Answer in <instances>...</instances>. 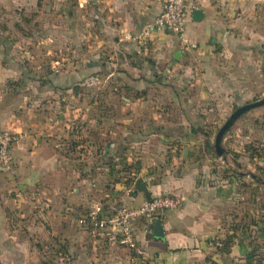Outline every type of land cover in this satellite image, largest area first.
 Listing matches in <instances>:
<instances>
[{"label": "rangeland", "instance_id": "1", "mask_svg": "<svg viewBox=\"0 0 264 264\" xmlns=\"http://www.w3.org/2000/svg\"><path fill=\"white\" fill-rule=\"evenodd\" d=\"M99 1L0 0V64L5 66L7 63L10 68H14V72L21 74L20 79L15 77L7 86L25 90L27 97L31 98L30 102L39 97L38 100H42L40 103H45L46 107L57 104V112L61 111L62 104L69 103L74 107V111L78 110L80 118L82 111L85 112L87 108L88 112L90 111V120H96L99 115L105 121V143L110 142L108 128H111L113 120L122 122V133L124 127L129 128L128 131L132 133L152 131L136 129V123H131L130 126L134 127L130 128L125 123L132 118L127 109L129 107L126 106L132 104L141 106L143 110L153 107L155 111L160 112L161 118L158 119H162L165 124L177 122L183 114L186 118L189 116L193 119L192 121L199 119L201 127L186 129L192 133L196 131L195 136L204 140V146L197 150L190 144L177 146L175 154L178 155L185 149L186 157H191L188 161L192 167L204 169L209 174L208 184L233 188L234 195L228 210L234 216L233 229L238 234L235 244H242L247 255L243 258L234 256L231 264H264V105L247 111L232 123L221 138L220 147L224 151L221 157L214 151L215 138L230 115L244 105L264 101V83H249L250 95L247 96L241 95L238 90L246 87L244 79L231 73H223L227 78L221 77L222 73H219V80H215V77L207 81L199 79L193 82V86L190 81L179 83L173 81L174 79L165 78L166 75L161 78L150 75L153 81L148 82L149 86L136 91L129 85L135 84L136 81L139 83L141 79L133 80L127 74L100 77L123 71L120 58L115 60V57H107V64L105 63L104 70L100 73L93 71L98 68L95 66L88 78H79L70 84L65 82L64 75L57 82L59 75L67 73L68 69L71 74H74L73 71L79 74L84 67L82 58H86L84 62L90 57L98 58L99 40L103 39L106 30L104 24L107 27L113 25V12L108 9L116 8L120 18L126 10L134 9L136 0H110L103 3L106 10ZM259 13L264 20V9ZM87 45L91 47L89 53ZM105 54L108 55V52ZM141 58L147 65H152V62L156 65V61L160 60L155 59L151 53ZM88 62L96 63L92 60ZM168 68L166 67L167 70ZM37 78L55 79V85H70L75 96L67 99L63 94L56 100L50 99L48 104V100H43L45 95L40 97L33 89L48 86H39ZM41 82L43 81L40 80L39 83ZM181 104L189 109L188 115ZM166 108L175 112L169 113ZM132 116H136V121L144 123L152 122L150 118L155 115L147 111ZM73 120L74 124L78 122L74 118ZM92 129L91 137L98 132L97 128ZM7 131L17 137L14 131ZM162 131L164 135L185 137L183 128L170 127ZM121 137H116V140ZM161 140L157 138L155 141L152 138L149 144L133 149L124 144L123 155L131 157V161L122 156V160L116 163L119 166L116 168L114 163L109 164L106 159L103 163V174L97 176L94 171L90 178L89 174L83 177L81 171L87 161L89 164H95L96 160L88 159L85 145L84 149L74 148L80 153L86 150L82 155L73 154L70 158L74 160L72 164L74 170L79 171L78 175L70 176L68 173V176H57L56 183H47H54L57 189L55 192L53 185L47 187L52 196L42 195L46 196L42 201L37 200L36 193L31 194L28 190L22 192L18 183H14L9 189L4 187L2 180L5 182L7 178L3 175L12 174L13 170L7 172L0 169V175L3 177H0V210L7 200L14 203L11 210L4 209L5 216L0 211V221L8 218V227L0 231V264H156L157 261L150 259L139 243L136 246L143 254L137 256L126 246L120 245L116 238L102 241L108 237L100 238L87 233L77 225V221L95 202L110 206L109 198L105 195H112L114 190L125 198V191L119 189L127 181L132 182L133 178L135 179V170L141 168V162L134 160L136 156L145 154L157 158L156 155L160 152V158L163 160L164 155L170 151ZM167 157L168 155L165 156ZM65 162H62L63 165ZM63 170L70 172L65 166ZM66 172L63 171L65 175ZM82 179L87 181L81 183ZM76 189L79 193L73 192ZM115 205L126 206L123 201L117 200ZM69 208H72V211L68 210ZM229 244L231 243H227L228 248Z\"/></svg>", "mask_w": 264, "mask_h": 264}, {"label": "crops", "instance_id": "2", "mask_svg": "<svg viewBox=\"0 0 264 264\" xmlns=\"http://www.w3.org/2000/svg\"><path fill=\"white\" fill-rule=\"evenodd\" d=\"M107 1L110 0H100L99 3L102 6ZM161 3L162 0H136L134 9L126 10L120 18L119 13L115 11L116 8L108 9L113 12L111 15L113 25L107 27L103 22L106 30L103 39L99 40L98 58L90 57L86 62H84L86 58H82L84 67L79 74L74 71V74H71L68 69L67 73L60 74L58 78L55 75L57 82L64 75L65 82L70 84L79 78L81 80L88 78L95 66L98 68L93 71L100 73L104 70L108 59L115 57V60L120 58L123 71L111 72L100 77L108 78L113 75L127 74L133 80L141 79L139 83L136 81L135 84L129 85L136 91L148 87V82L153 77L161 78L164 75H166L165 78L174 79L173 81L179 83L190 81V85L193 86V82L199 79L207 81L215 77V80H219L220 76L227 78V75L223 73H231L235 77L244 79L246 87L238 90L241 95L247 96L250 95L249 83L254 81L257 84L264 83V20L259 13L264 9V0H186L187 15L184 21L186 45L182 47L174 34L159 32L150 38L149 51H146L140 47L135 38L146 22L160 12ZM104 8L107 9L105 5ZM194 10L201 12L200 21L193 20ZM87 47L89 53L91 47L89 45ZM106 51L108 55L105 54ZM150 53L155 59H160L156 61V65H153V62L152 65L143 62L141 57ZM177 53L180 54L179 59L174 58ZM90 60L96 63L89 64ZM166 67H169V71ZM219 73L222 74L219 76ZM159 74L162 76H158ZM20 75L7 63L5 66L0 64V130H12L17 133V140L11 151L14 169L12 174L3 175L7 178L5 182L2 180L4 187L7 186L9 189L14 183H18L22 192L28 190L31 194L36 193L37 200L42 201L46 199V196L42 197V195L52 196L47 187L54 186L57 176H68V173L70 176L78 175L79 171H75L72 164L74 160L70 159L73 154L82 155L87 150L88 159L96 160L95 164H89L90 162L87 161L85 166L83 165L84 168L81 171L83 177L89 174L90 178L94 171L97 176L103 174V163L106 159L109 164L114 163L116 168L119 167L116 163L122 160V156L127 157V161H131V157L123 155L124 144L133 149L139 145L149 144L152 138L155 141L160 138L162 144L164 143L167 150H170L164 155L163 160L160 158V152L156 155L157 158L145 154L137 155L134 160L141 162L139 164L141 168L135 170L133 174L135 179L133 178L130 185L122 184L119 189L125 191V198L118 195L117 190H114L112 195H105L109 198V205L116 206L117 200L123 201L128 207L140 206L153 196L174 195L180 198L181 205L177 209L161 213L156 219L162 226L163 237H152L146 231L144 232V224L138 222L134 225L136 242L150 259L157 261L156 264H231L234 256L243 258L247 255L242 244H235L238 234L233 229L234 216L228 210L234 195L233 188L208 184L209 174L204 169L192 167L188 161L191 157H186L185 149L182 148L180 154H175L177 146H185L187 141L197 150L204 146V140L200 137H172L170 134H163L162 130L170 127L179 129L201 127L199 119L192 121L193 119L189 116L186 118L183 114L177 122L168 121L170 123L165 124L162 119H158V117L161 118L160 112L155 111L153 107L143 110L141 106L132 104L126 106L129 107L127 109L132 115L149 111L155 116L150 118L152 122L143 123L136 121V116L131 115L132 118L125 123L130 128L134 127V125L130 126L131 123H136V129L152 131L132 133L128 131L129 128L124 127L122 133V122L113 120L110 126L112 130L108 128L110 142L105 143V121L99 115L96 120H90V111L88 112L85 108V112L82 111L83 115L79 118L78 110L74 111V107L69 103L62 104L61 111L57 112L59 109L57 104L46 107L45 103H40L42 100H38L39 97H35L30 102L31 98L27 97L25 90L7 86V83L15 77L20 79ZM150 75L153 77L151 78ZM37 79L39 82L47 81L46 83L37 82L39 86L48 85L47 87L33 89L40 97L45 95L43 100H48V104L51 102L50 99L56 100L63 94L67 99L75 96L74 89L70 85H55V79L52 78ZM180 106L188 115L189 109L184 107V104ZM173 107L178 108V106ZM63 109L65 114L62 113ZM166 111L175 112L170 108H166ZM73 118L78 120L76 124ZM78 127L81 131L77 130ZM91 128L98 130L97 134H92L93 137H91L93 131ZM116 137L121 139L116 140ZM83 145H85V151L80 153L74 150L79 147L84 149ZM166 155H168L167 158H165ZM63 161H66L65 165ZM64 166L65 169H70V172L63 170ZM138 179H141L146 186L149 198L135 188ZM85 181L87 180L82 179L81 183ZM51 182L54 183L47 184ZM54 187L52 188L56 192L57 186ZM73 192L79 193L77 189ZM13 204L7 200L6 205L0 210L3 215L4 209L11 210ZM68 210L72 211V208ZM7 219L0 221V228H2L0 231L8 227ZM111 238L108 237L102 241ZM227 242L231 243L229 248Z\"/></svg>", "mask_w": 264, "mask_h": 264}, {"label": "built area", "instance_id": "3", "mask_svg": "<svg viewBox=\"0 0 264 264\" xmlns=\"http://www.w3.org/2000/svg\"><path fill=\"white\" fill-rule=\"evenodd\" d=\"M187 15L186 0H162L160 12L147 21L136 36L141 48L148 50L150 38L159 32L174 34L182 47L186 45L184 21ZM17 137L7 130H0V169L11 172L14 161L12 147ZM181 200L174 195L153 196L140 206H106L102 202L93 203L82 215L77 225L89 234L100 238H116L120 245L126 246L137 256L143 253L137 248L134 225L144 224V231L161 213L175 210Z\"/></svg>", "mask_w": 264, "mask_h": 264}, {"label": "water", "instance_id": "4", "mask_svg": "<svg viewBox=\"0 0 264 264\" xmlns=\"http://www.w3.org/2000/svg\"><path fill=\"white\" fill-rule=\"evenodd\" d=\"M193 20L194 21H200L202 18V14L198 10H194L192 12ZM179 53H177L174 58L179 59ZM264 101L261 102H255L252 104L244 105L238 109H236L228 118V120L224 123V125L220 128L216 138H215V144H214V151L217 156L221 157L224 151L220 147L221 138L224 135V133L229 129V127L232 125V123L239 118L241 115L246 113L247 111L263 106ZM135 188L144 193L146 198H149V195L147 193L146 186L142 183L141 179H138L135 183ZM146 232L149 233L154 238H162L163 237V229L160 224L159 220H155L154 222L150 223L146 229Z\"/></svg>", "mask_w": 264, "mask_h": 264}, {"label": "trees", "instance_id": "5", "mask_svg": "<svg viewBox=\"0 0 264 264\" xmlns=\"http://www.w3.org/2000/svg\"><path fill=\"white\" fill-rule=\"evenodd\" d=\"M184 134H185V137H187V138H193V137L196 138V136H195V135H196V131H193V133H192L191 130H187V129H185V133H184ZM192 135H193V136H192ZM188 142H189V141L185 142V146L188 145ZM120 161H121V160H120ZM119 164H120V163H119ZM130 183H131V182H128V181H127V183H126L125 185H130ZM227 243H228V242H227ZM222 250H226V249H225V248H222Z\"/></svg>", "mask_w": 264, "mask_h": 264}]
</instances>
